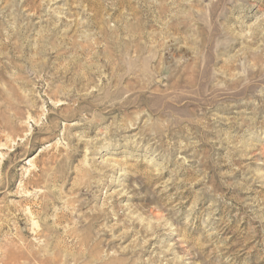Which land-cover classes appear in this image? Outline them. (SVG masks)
I'll return each mask as SVG.
<instances>
[{
    "label": "rangeland",
    "instance_id": "1",
    "mask_svg": "<svg viewBox=\"0 0 264 264\" xmlns=\"http://www.w3.org/2000/svg\"><path fill=\"white\" fill-rule=\"evenodd\" d=\"M0 264H264V0H0Z\"/></svg>",
    "mask_w": 264,
    "mask_h": 264
}]
</instances>
